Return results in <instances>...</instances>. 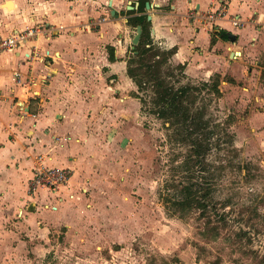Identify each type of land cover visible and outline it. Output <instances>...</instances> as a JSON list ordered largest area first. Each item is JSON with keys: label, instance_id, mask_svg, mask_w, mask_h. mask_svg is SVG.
Returning <instances> with one entry per match:
<instances>
[{"label": "crops", "instance_id": "obj_1", "mask_svg": "<svg viewBox=\"0 0 264 264\" xmlns=\"http://www.w3.org/2000/svg\"><path fill=\"white\" fill-rule=\"evenodd\" d=\"M147 1L140 11V0H0V35L51 28L0 53V264H29L45 253L75 217L71 183L99 175L106 148L124 141V119L139 113L127 72L139 53V24L130 19L150 14L154 44L173 49L170 59L191 80L218 75L222 91L262 80L264 0ZM220 2L244 21L207 19ZM41 164L68 167L69 181L53 191L32 188Z\"/></svg>", "mask_w": 264, "mask_h": 264}, {"label": "rangeland", "instance_id": "obj_2", "mask_svg": "<svg viewBox=\"0 0 264 264\" xmlns=\"http://www.w3.org/2000/svg\"><path fill=\"white\" fill-rule=\"evenodd\" d=\"M158 47L167 82L200 87L198 136L159 117L152 87L136 86L145 101L124 119V141L106 148L96 178L71 183L75 217L29 264H264V72L222 91L221 77L191 80ZM190 185L199 202L183 208Z\"/></svg>", "mask_w": 264, "mask_h": 264}, {"label": "trees", "instance_id": "obj_3", "mask_svg": "<svg viewBox=\"0 0 264 264\" xmlns=\"http://www.w3.org/2000/svg\"><path fill=\"white\" fill-rule=\"evenodd\" d=\"M146 1L147 0H140V11H145ZM130 20L135 23L134 25L139 24L142 26V34L139 43L135 46V50L139 51V53L137 55H131L128 59V74L135 82L138 90L148 86L152 87L154 95L151 97V100L154 105L157 106L156 110L154 109V112H156L159 117L165 118L166 121L183 127V130H185L188 135L197 133L198 136L199 130L203 127L200 115L202 112L193 111L191 107L196 98V96L192 94L193 90H199L200 87L185 84L176 88L172 83L167 82L166 79L161 76V67L166 60L165 58H156L159 57L161 53L160 48L154 44L150 36L151 22L148 20V15L141 14ZM167 52L169 55L167 57L168 59L172 56L174 50L170 49ZM133 63H136V66L133 67ZM178 67L182 70L183 76H186L185 65L179 63ZM216 76L220 78L218 75ZM150 80L153 82L148 84L147 81ZM219 83L220 81L217 80L212 84L214 90L218 92V94L221 93ZM206 84L207 82H204V85ZM138 90H135L133 94L144 102L145 99L140 97ZM200 140H202L201 137L197 141H191V143L199 146L198 149H195L196 154L200 153L201 146L203 145ZM205 140L206 139L203 141ZM191 187L192 185L186 187L187 197L185 201L180 202V205L183 208L192 207L199 202L195 193L191 190Z\"/></svg>", "mask_w": 264, "mask_h": 264}, {"label": "built area", "instance_id": "obj_4", "mask_svg": "<svg viewBox=\"0 0 264 264\" xmlns=\"http://www.w3.org/2000/svg\"><path fill=\"white\" fill-rule=\"evenodd\" d=\"M207 19L216 20L218 18H227L234 24L240 25L244 20L234 15H227V8L220 2L217 6L211 7L207 12ZM259 19H257L258 21ZM260 19L258 22H261ZM50 27L46 24L29 25L16 33L3 36L0 35V53L11 51L20 45L21 42L36 39L40 34L50 31ZM71 176V170L68 167L60 166H41L35 167L34 175L31 179V187H44L49 191H53L60 186L66 184Z\"/></svg>", "mask_w": 264, "mask_h": 264}, {"label": "water", "instance_id": "obj_5", "mask_svg": "<svg viewBox=\"0 0 264 264\" xmlns=\"http://www.w3.org/2000/svg\"><path fill=\"white\" fill-rule=\"evenodd\" d=\"M146 6L147 8H150L151 4L149 1L146 2ZM148 18L150 19L151 18V15L148 14ZM141 33H142V26L141 25H138L137 28H136V34L133 38V43L134 44H138L139 41H140V37H141Z\"/></svg>", "mask_w": 264, "mask_h": 264}]
</instances>
